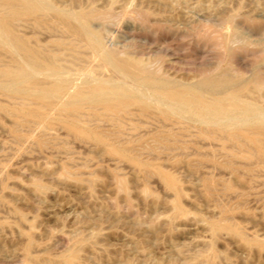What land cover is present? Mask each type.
I'll return each instance as SVG.
<instances>
[{
  "label": "rangeland",
  "instance_id": "374dc122",
  "mask_svg": "<svg viewBox=\"0 0 264 264\" xmlns=\"http://www.w3.org/2000/svg\"><path fill=\"white\" fill-rule=\"evenodd\" d=\"M35 1L43 20H19L14 31L55 52L56 68L29 64L3 33L0 62L23 63L29 76L63 83L66 93L45 108L52 122L17 121L3 107L31 101L0 80V264H264V159L226 133L264 123V0ZM88 7L99 17L76 40L57 18ZM104 52L138 60L172 84L193 88L221 72L244 91L223 99L218 114H195L104 62ZM98 84L124 87L150 110L116 119L88 108L61 111L82 86ZM200 93L210 103L216 97ZM61 115L108 133L127 157L68 131ZM156 168L177 179L179 198ZM212 221L238 233L214 232Z\"/></svg>",
  "mask_w": 264,
  "mask_h": 264
},
{
  "label": "bare ground",
  "instance_id": "6f19581e",
  "mask_svg": "<svg viewBox=\"0 0 264 264\" xmlns=\"http://www.w3.org/2000/svg\"><path fill=\"white\" fill-rule=\"evenodd\" d=\"M98 11L93 7L83 8V9H80L73 14H70V15H65V16L61 15L57 18V20L61 23V25H63L66 29H68L69 32L72 34V36L77 40L78 38L89 33V30H90L89 24L92 23L94 19H97V17H99ZM103 14H106V12L105 13L103 12ZM43 15L44 14H42L40 12V7L38 6V3L35 0H0V33L6 34V36L7 35L10 36V39L13 42L14 46H16L20 50L24 59H26V61L29 64H31L33 66L45 65L48 69L53 70L54 68H56V65H57L56 64L57 55L54 54L55 52L53 54H45L41 48H36L34 46H31L27 39L19 36L14 31V24L17 21L28 20V19H30V20L39 19ZM41 19H39V20H41ZM74 20H77L79 24L78 23H77L78 25L74 24V22H75ZM58 21H56V22H58ZM92 37H95V36L92 35ZM3 38H4V36H3ZM13 44H12V46H13ZM70 44L72 45V43H70ZM3 46L4 45H2L0 47L3 48ZM16 47H14V48H16ZM97 47H95V48H97ZM5 49L7 50V48H5ZM2 51H3V49H2ZM2 57H4V55L3 56L0 55V58H2ZM16 59H13V60L15 61ZM102 59L106 63L107 62H115V64L119 68H121L125 72L131 74L133 77H135L137 79L141 78V79L146 80L150 84L151 88L156 93L173 100L175 103L180 104L181 106H186L195 114L196 113L205 114V111H209V113H207V114H218L220 112V105H221V103H223V99L236 96V95H238L244 91L243 88L238 86L236 78H234L233 76L232 77L228 76V75L221 73V72L218 74H215V75L212 74V75H208V76H203L199 81H197V83L195 84L196 85L195 87L190 88V87H186V86H180V85H177L175 83L172 84L168 80L158 77L159 75L157 76V73L155 74L154 72H151L140 61L122 58V57L116 55V52H114V53L113 52H104ZM1 60H5V59L2 58ZM19 65L20 66L23 65V63L17 64L15 62V64H14L13 62L10 61L9 63L6 62V64H4V63L0 62V80L4 81V84H7L10 87H12V90L14 92L20 93V95L18 94L19 96H23V98L25 96V98H27L28 100L31 101L32 105L31 106L29 105V107H26V108L25 107L20 108L19 106L16 107L14 105L15 107L12 106V108L10 107L7 109H5L6 107H3L4 110L11 113V115L17 121H18V119L21 120V119H28V118H30V119L31 118L48 119L46 116V112L48 110L47 107L54 105V102H56L55 101L56 97L61 96V94L65 91V90H63L64 89L63 83L62 84L56 83L54 81L47 82L46 80L49 81L48 78L46 80L43 78L45 81L44 80L40 81L37 78L35 79V78L28 75L30 70H28V72H25L23 70V68L19 67ZM102 66L103 65L101 64V67ZM22 67L25 68V66H22ZM44 69H45V67H44ZM42 70H43V67H42ZM35 71H36V68H35ZM45 72H47V71H45ZM53 73H56V72H53ZM30 74H31V72H30ZM64 86H65V84H64ZM109 86H110V84H109ZM253 87L256 88V85H254ZM201 89L207 90L216 96L213 103H210L201 95V93H200ZM6 90H8V89H6ZM13 91H12V95L14 93ZM64 93H66V91ZM133 93H130L126 88L120 87V86L119 87L118 86H116V87H111V86L106 87L105 86L104 87L102 84L101 85L100 84H98V85H87V86L84 85V87L82 86V88L78 89L69 98L67 97L68 99H65L66 101L65 102L63 101L64 103H62V104L60 103L61 104V111L64 114L73 115V113L76 114L77 112H79L81 110H85L86 108H88L93 112V114H96L98 112H103L105 115L114 116L113 118L116 119L115 116H117L119 114H126L132 108H136L137 110H139V112H142L140 114H143V112L145 113L146 111L150 110L149 109L150 106L145 101H143L141 98H139L137 95H135ZM10 98H11V96H10ZM57 100H58V98H57ZM231 102H233V101H231ZM12 105H13V101H12ZM45 108L47 109L46 112H45ZM88 109L86 110V112L88 111ZM240 109H242V108H240ZM48 111H50V110H48ZM61 111L58 110V112H61ZM61 116H62V119L58 118V121L68 131L73 132L76 135L82 136L83 138H88V140L92 139V141L94 140V141L98 142V144L101 143L107 150H109V152H112L114 154H117V155L125 157V158L127 157L125 149L114 147L106 141V139L102 136V133H105L104 131L102 133H98V132H96V130L95 131H93L94 129L92 130V127H93L92 124H91L92 126H90L91 128H89L88 127L89 125L87 126L86 124H83L84 122L81 123V122H79L73 118H63L64 116L63 115H61ZM122 116H124V115H122ZM54 117H55V115H54ZM70 117H75V116H70ZM89 117L90 116H88V118ZM78 118H79V116H78ZM92 118H93V115H92ZM113 118H111V119H113ZM48 120L50 122L53 121L52 118L48 119ZM54 121L57 122V119ZM26 122H27V124L29 123L28 120ZM112 123L116 124V122H112ZM18 124H24V123L19 122ZM97 127H98V125H97ZM251 128H250L251 131H248V130L247 131H245V130L241 131L243 129H241V130L239 129L238 133L235 130H234V132H236V133H233L232 130H229L226 133L229 137H231V141L234 140V143H237L239 145V143L242 142V143L249 145L250 146L249 148L252 147V149H254V152L251 149L250 151H252L253 153L249 152L250 153L249 155L256 156L258 159H264V123L253 125ZM247 129H249V128H247ZM109 131H110V129H109ZM105 134H108V133H105ZM110 136H111V134H110ZM222 137L224 138V136H222ZM110 138H113V137H110ZM153 138L154 137H152V139ZM108 140H109V138H108ZM159 140L160 139H158V141ZM136 141H140V142H138V144L142 142L141 140H137V139H136ZM229 141H230V139H229ZM110 142L114 143V142H112V140ZM115 144H116V142H115ZM164 144H166V143H164ZM121 146H122V143H121ZM241 150H240V152H241ZM131 151H130V153H131ZM141 151L142 150H140V152ZM237 151H238V149H237ZM140 152H138V153H140ZM137 157H138V154H137ZM134 158H136V157H134ZM136 159H139V158H136ZM136 159H133L132 161L139 167L145 168V167L151 166L150 164L142 163ZM156 169H157L159 176H161L164 179V181L169 186V188H171L172 190L175 191V197L177 196L179 198L180 191H179V185H178L177 179L175 177H173V175L171 176V175L167 174V172L166 173L163 172V170L160 168L159 169L156 168ZM119 184H121V183L119 182ZM207 186L209 188V185H207ZM205 188H206V185H205ZM124 191H126V189ZM176 201H177V198H176ZM177 202L175 203L174 208L176 207V209L179 210L180 207L182 208V206L181 205L179 206V204ZM181 211H183V210H181ZM177 212L178 211H176V213ZM210 227L214 232L221 230V229H227L229 231H233L235 233H238L235 226H232L229 224L224 225L220 221L219 222L218 221H214V222L212 221V223L210 224ZM258 244H259V246L264 247V241L259 242ZM72 256H74V255H72Z\"/></svg>",
  "mask_w": 264,
  "mask_h": 264
}]
</instances>
